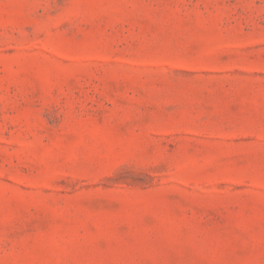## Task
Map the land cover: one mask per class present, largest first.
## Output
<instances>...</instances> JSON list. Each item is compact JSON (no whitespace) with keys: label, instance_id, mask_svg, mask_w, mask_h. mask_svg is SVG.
Here are the masks:
<instances>
[{"label":"rangeland","instance_id":"374dc122","mask_svg":"<svg viewBox=\"0 0 264 264\" xmlns=\"http://www.w3.org/2000/svg\"><path fill=\"white\" fill-rule=\"evenodd\" d=\"M0 264H264V0H0Z\"/></svg>","mask_w":264,"mask_h":264}]
</instances>
